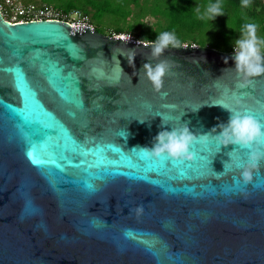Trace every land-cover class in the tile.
Listing matches in <instances>:
<instances>
[{"label":"water","instance_id":"95a60500","mask_svg":"<svg viewBox=\"0 0 264 264\" xmlns=\"http://www.w3.org/2000/svg\"><path fill=\"white\" fill-rule=\"evenodd\" d=\"M182 45L156 92L151 46L0 14V264H264V160L244 184L247 149L199 138L227 123L219 104L264 130V75L239 88L233 49ZM181 124L193 160L139 149Z\"/></svg>","mask_w":264,"mask_h":264},{"label":"clouds","instance_id":"9594fccd","mask_svg":"<svg viewBox=\"0 0 264 264\" xmlns=\"http://www.w3.org/2000/svg\"><path fill=\"white\" fill-rule=\"evenodd\" d=\"M251 2L252 0H241V7L249 8ZM194 13L199 20L212 21L217 16L224 14L223 0H215V2H210L203 7L197 6L194 9ZM258 27L255 22L242 24L239 29L240 38L236 39L233 44L235 55L232 59L235 63V68L228 70L234 71L239 77L240 82L237 85L239 88L249 84L251 78L264 75V56H262V53H264V38L258 36ZM120 39L127 42L131 39V36L129 34L126 37H120ZM138 43L143 44L145 47L151 46L150 57L152 60L158 61L155 64L144 63L142 73L152 85L153 90L159 92L163 86L165 75L170 72L175 63L168 59L159 58L164 50L169 47L180 48L186 46L182 45L174 31L161 32L157 35L155 41L145 38L139 40ZM134 55L135 53L129 62V65L133 67ZM225 63H227V58H225ZM234 98L237 104L241 103L242 98L240 96H235L234 94ZM219 105L230 113L227 123L217 125L220 129L219 134L212 135L211 133L216 131V128H213L210 133H206L199 138L206 140L211 135L220 145L235 144L239 145L241 149H247L246 159H239L235 163L241 180L244 184H247L252 180L253 170L258 169L260 161L264 160V150L259 146L261 138L264 137V130H262L260 122L248 114L246 109L233 110L223 104ZM196 139L197 137L189 130L188 126L181 124L178 127H172L171 131H159L154 137L151 148L142 147L139 149L150 157H160L163 154H167L173 160H192L194 154L189 150V147ZM229 167L230 160L224 162V170ZM134 211L140 213L143 209L138 207Z\"/></svg>","mask_w":264,"mask_h":264},{"label":"trees","instance_id":"16d2710c","mask_svg":"<svg viewBox=\"0 0 264 264\" xmlns=\"http://www.w3.org/2000/svg\"><path fill=\"white\" fill-rule=\"evenodd\" d=\"M40 1L50 5L53 4L63 12L79 10L83 14H87L90 20H100L102 15L107 14L116 23H125L124 27L116 25L113 30L115 33L126 30L132 32L138 40L146 38L155 41L157 35L161 32L174 31L178 40L181 41L186 33L196 32L199 37L193 40V43L221 50H232L234 38L241 35L240 26L246 22L257 23L259 26L257 34L264 38V0H252L249 8H242L241 0H223L224 14L217 16L212 21L197 19L194 9L197 6L203 7L210 2H215V0H152L151 12L162 14L166 23L161 28L151 29L150 32H147V29L150 30V28L144 27L137 20L132 23L127 21L132 14L130 5L136 6L137 0ZM139 10H142V8Z\"/></svg>","mask_w":264,"mask_h":264},{"label":"built area","instance_id":"2783aa9c","mask_svg":"<svg viewBox=\"0 0 264 264\" xmlns=\"http://www.w3.org/2000/svg\"><path fill=\"white\" fill-rule=\"evenodd\" d=\"M0 14L3 19L10 23L38 20V19H56L67 22L70 26H88L92 27L90 21L83 17L79 10L63 12L58 8L38 0L35 2H24L21 0H0ZM80 14L82 16H80ZM109 34L116 37H126L128 32H110ZM131 41L138 42L131 34Z\"/></svg>","mask_w":264,"mask_h":264},{"label":"rangeland","instance_id":"374dc122","mask_svg":"<svg viewBox=\"0 0 264 264\" xmlns=\"http://www.w3.org/2000/svg\"><path fill=\"white\" fill-rule=\"evenodd\" d=\"M24 2H35L38 3V0H21ZM151 3L152 0H137V5H130L132 14L129 16V19L127 20L128 23H132L134 20H137V22H141L144 27L150 28V30L147 29V32H150L151 29L155 28H161L165 25V17L160 14L159 12H151ZM52 6L56 7L55 5L51 4ZM142 8V10H139ZM80 16H82L80 14ZM83 17L87 18L89 21H91L92 26H94L98 31L108 33V32H114V27L118 25L119 27H124L125 23L118 22L116 23L113 21L114 19L109 17L107 14L102 15L100 20H90V17L87 14H84ZM121 32H128L130 33L134 38L132 32L122 30ZM199 37L198 33L196 32H189L184 35V38L181 39V43H188L193 44V40L197 39ZM193 38V39H192ZM240 38V35L236 36L234 38L233 44L236 39Z\"/></svg>","mask_w":264,"mask_h":264},{"label":"snow or ice","instance_id":"6c2138e0","mask_svg":"<svg viewBox=\"0 0 264 264\" xmlns=\"http://www.w3.org/2000/svg\"><path fill=\"white\" fill-rule=\"evenodd\" d=\"M9 71H14L15 74H16V78H17V85H18V88L21 90V95L23 97V92L24 90H30L32 92V95H33V98L36 100V102L39 104V102L37 101L36 99V94L35 92H33L30 88H29V85L23 75V73L19 70V69H14V70H9ZM63 95V93H62ZM41 106V105H40ZM28 155L30 157H33V151L32 152H29ZM193 159H194V155H193ZM192 159V160H193ZM35 163V161H33ZM178 162H183L181 160H179ZM90 187V186H89Z\"/></svg>","mask_w":264,"mask_h":264}]
</instances>
